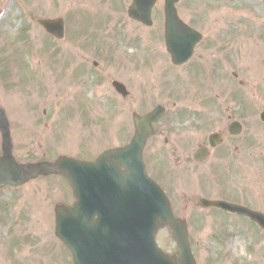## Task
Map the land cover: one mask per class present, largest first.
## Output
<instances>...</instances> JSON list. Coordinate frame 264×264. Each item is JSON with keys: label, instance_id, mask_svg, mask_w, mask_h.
<instances>
[{"label": "rangeland", "instance_id": "obj_1", "mask_svg": "<svg viewBox=\"0 0 264 264\" xmlns=\"http://www.w3.org/2000/svg\"><path fill=\"white\" fill-rule=\"evenodd\" d=\"M131 3L0 0V97L12 119L17 160L97 158L131 141L135 113L162 105L166 114L148 140L151 152L145 158L149 170L150 160L160 170L171 169L178 216L187 218L198 264H264L263 237L246 221L221 219L214 210L184 201V172L175 167L165 143L186 135L197 118L209 133L213 125L204 119L224 102L264 107V44L256 30L250 35L245 27L252 14L255 22L263 18L264 0H181V16L190 18L205 40L192 61L180 67L172 64L165 46L164 0L157 1L152 27L131 21ZM235 16H244V26ZM57 17H65L68 28L63 41L38 23ZM113 79L127 86V97L114 90ZM1 144L0 133V154ZM74 201L61 176L0 191V264H74L55 234L56 206ZM157 241L167 253L179 252L168 227L158 231Z\"/></svg>", "mask_w": 264, "mask_h": 264}, {"label": "water", "instance_id": "obj_2", "mask_svg": "<svg viewBox=\"0 0 264 264\" xmlns=\"http://www.w3.org/2000/svg\"><path fill=\"white\" fill-rule=\"evenodd\" d=\"M166 0V43L175 64L187 62L201 36L178 17L176 3ZM156 0H134L129 14L147 25ZM40 23L57 37L64 36V21L41 19ZM117 90L127 95L124 85ZM162 108L142 117L134 115L137 127L132 142L107 150L95 161L62 156L57 162L18 164L11 151L10 131L0 118L4 155L0 157V187L21 185L44 174H63L74 189V207L58 206L57 235L70 248L75 264H197L184 222L174 218L163 190L146 173L143 148ZM125 168V170L123 169ZM232 211L264 217L247 208L213 202ZM170 225L180 247V256L170 257L156 244L159 226Z\"/></svg>", "mask_w": 264, "mask_h": 264}, {"label": "flooded vegetation", "instance_id": "obj_3", "mask_svg": "<svg viewBox=\"0 0 264 264\" xmlns=\"http://www.w3.org/2000/svg\"><path fill=\"white\" fill-rule=\"evenodd\" d=\"M163 16L164 14L160 16L161 19ZM239 17L242 20L240 22ZM234 18L238 20L237 25L244 26V16ZM251 18H255L254 14L249 17V24H245V27L250 29V35L256 30L258 41L264 44V15L257 22ZM184 20L193 26L190 18ZM131 21L143 25L141 22L132 19ZM233 76L236 79L239 77L237 72H233ZM240 83L243 84V81ZM233 97L234 93L231 94V98ZM263 111L264 107L257 108L252 102L227 101L216 107L210 117L204 119L206 125H213L209 133L204 131V128L207 130L206 127L200 125L204 123L201 122L202 119L197 118L196 124L189 125L186 135L172 141L166 138L165 143L170 147L169 153L174 158L175 167L184 172V184L188 188L187 191L191 192L186 195L185 189L184 201H190L209 213H213L214 210L221 219L246 221L247 226L256 229L259 236L263 237L264 248V228L254 220L217 206L202 208L200 204L203 199L224 201L246 206L264 215ZM159 124L154 125V135L157 134ZM145 152L148 155L151 150L146 146ZM150 163L151 174L164 188L175 214H178L180 207L178 208L176 200L175 181L171 169L160 170V167H155L151 160Z\"/></svg>", "mask_w": 264, "mask_h": 264}]
</instances>
